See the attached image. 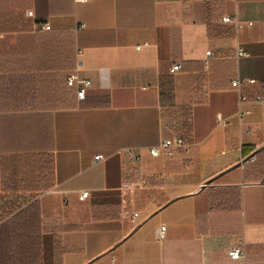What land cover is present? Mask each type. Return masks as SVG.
<instances>
[{"label": "crops", "instance_id": "crops-1", "mask_svg": "<svg viewBox=\"0 0 264 264\" xmlns=\"http://www.w3.org/2000/svg\"><path fill=\"white\" fill-rule=\"evenodd\" d=\"M24 153L54 157L43 264H264V0H0V195Z\"/></svg>", "mask_w": 264, "mask_h": 264}, {"label": "trees", "instance_id": "trees-1", "mask_svg": "<svg viewBox=\"0 0 264 264\" xmlns=\"http://www.w3.org/2000/svg\"><path fill=\"white\" fill-rule=\"evenodd\" d=\"M2 171L0 264H43L41 216L36 197L54 187V157L36 153L13 155L4 158Z\"/></svg>", "mask_w": 264, "mask_h": 264}, {"label": "built area", "instance_id": "built-area-1", "mask_svg": "<svg viewBox=\"0 0 264 264\" xmlns=\"http://www.w3.org/2000/svg\"><path fill=\"white\" fill-rule=\"evenodd\" d=\"M79 1H87V0H79ZM32 15V12L29 13ZM223 21L226 23H232L235 24L238 28L241 27V23L238 20L237 17H225L223 18ZM251 24V23H250ZM41 30L43 31H48L50 30V26L48 24H44L41 26ZM211 53L209 52L208 55ZM236 57L238 59L244 57L247 55V52L245 49L242 47L240 43L236 45ZM181 69V64H175L171 72L175 73L178 72ZM254 80H250V82H253ZM244 81L237 79L234 82H232L233 88L237 89L240 91V87ZM67 84L68 86L72 87L75 89L76 92V97L79 101L85 100L87 96V90L91 87V82L87 79L81 78L78 74H71L67 78ZM247 101V97L243 94H240V102L243 103ZM185 146V142L181 137H176L173 139H167L163 140L158 146L156 147H151L149 148V152L153 157H160L161 155H164L167 158H173L176 155V152L183 148ZM130 158L137 163L141 164L143 161V153L140 151H131L129 153ZM103 159L102 156H97L96 160L99 161ZM144 181L142 182V184ZM89 192H83L80 196V200L84 201L89 197ZM166 232V226H162L159 229V237L163 238ZM229 256L232 260L234 261H241L244 258V252L241 248H234L229 251Z\"/></svg>", "mask_w": 264, "mask_h": 264}]
</instances>
